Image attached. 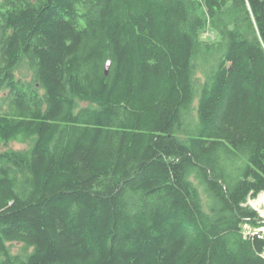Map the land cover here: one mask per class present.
<instances>
[{"label":"trees","instance_id":"obj_1","mask_svg":"<svg viewBox=\"0 0 264 264\" xmlns=\"http://www.w3.org/2000/svg\"><path fill=\"white\" fill-rule=\"evenodd\" d=\"M261 193L264 0H0V264H264Z\"/></svg>","mask_w":264,"mask_h":264},{"label":"rangeland","instance_id":"obj_2","mask_svg":"<svg viewBox=\"0 0 264 264\" xmlns=\"http://www.w3.org/2000/svg\"><path fill=\"white\" fill-rule=\"evenodd\" d=\"M208 37H211V39L214 38V35L211 34V33H204L202 38L204 39H207ZM22 73L24 75H26L27 77L30 76V72L27 71V69L23 68L22 70ZM10 148H15V149H20L22 148L23 146L20 144V143H17V142H13L9 145ZM264 201V193L260 194L258 197L256 198H251V199H248L247 201V206L250 207L252 210H254L258 217L260 219H264V209L262 207V203ZM262 230L264 231L263 228H260V227H251L250 225L248 226H245V231L246 233L248 232H251V233H254L256 231H259V230ZM11 251L14 253V254H19L20 251H21V246H19L18 244H14L12 247H11Z\"/></svg>","mask_w":264,"mask_h":264},{"label":"water","instance_id":"obj_3","mask_svg":"<svg viewBox=\"0 0 264 264\" xmlns=\"http://www.w3.org/2000/svg\"><path fill=\"white\" fill-rule=\"evenodd\" d=\"M109 65H110V62L107 61L106 64H105V68H104L105 75H107V73H108Z\"/></svg>","mask_w":264,"mask_h":264},{"label":"built area","instance_id":"obj_4","mask_svg":"<svg viewBox=\"0 0 264 264\" xmlns=\"http://www.w3.org/2000/svg\"><path fill=\"white\" fill-rule=\"evenodd\" d=\"M262 194V193H261ZM258 197V196H257ZM262 207H263V209H264V201H263V203H262ZM264 229V228H263ZM259 231H262L261 229L259 230ZM264 232V231H263Z\"/></svg>","mask_w":264,"mask_h":264},{"label":"bare ground","instance_id":"obj_5","mask_svg":"<svg viewBox=\"0 0 264 264\" xmlns=\"http://www.w3.org/2000/svg\"><path fill=\"white\" fill-rule=\"evenodd\" d=\"M20 6V5H19ZM22 53V52H21Z\"/></svg>","mask_w":264,"mask_h":264}]
</instances>
